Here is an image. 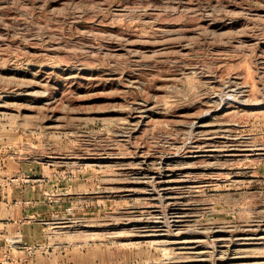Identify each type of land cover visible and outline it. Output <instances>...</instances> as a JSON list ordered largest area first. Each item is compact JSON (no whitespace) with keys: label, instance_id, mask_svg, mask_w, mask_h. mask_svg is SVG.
<instances>
[{"label":"rangeland","instance_id":"374dc122","mask_svg":"<svg viewBox=\"0 0 264 264\" xmlns=\"http://www.w3.org/2000/svg\"><path fill=\"white\" fill-rule=\"evenodd\" d=\"M0 264H264V0H0Z\"/></svg>","mask_w":264,"mask_h":264},{"label":"bare ground","instance_id":"6f19581e","mask_svg":"<svg viewBox=\"0 0 264 264\" xmlns=\"http://www.w3.org/2000/svg\"><path fill=\"white\" fill-rule=\"evenodd\" d=\"M231 85V84H230ZM229 87V86H228ZM242 87V86H241ZM240 87V88H241ZM228 91V90H227ZM240 91V90H239ZM234 93V92H233ZM241 93V92H240ZM241 95H243V94H241ZM236 97H237V95H236ZM242 99V98H241ZM162 172V171H161ZM157 180V179H156ZM165 181V180H164ZM168 183V182H167ZM162 189V188H161ZM165 189V188H164ZM161 222V221H160ZM163 225V224H162ZM161 230V229H160ZM212 236H213V234H211ZM178 236V235H177ZM213 240V239H212ZM222 240V239H221ZM223 241V240H222ZM203 242V241H202ZM179 243H181V242H179ZM210 243H212V241L210 240ZM206 246V245H205Z\"/></svg>","mask_w":264,"mask_h":264}]
</instances>
